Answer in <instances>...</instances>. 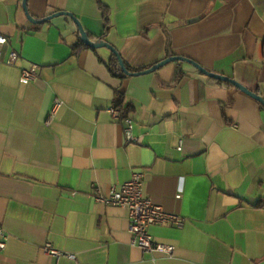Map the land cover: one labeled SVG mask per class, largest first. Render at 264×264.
<instances>
[{"label": "crops", "instance_id": "0c3cea01", "mask_svg": "<svg viewBox=\"0 0 264 264\" xmlns=\"http://www.w3.org/2000/svg\"><path fill=\"white\" fill-rule=\"evenodd\" d=\"M25 10L0 0V264H264V107L186 62L113 76L108 49L76 48L70 18L41 22L72 14L132 73L182 57L264 99V0H26ZM117 94L133 143L109 111ZM136 171L144 195L184 219L149 228L174 247L154 263L132 245L127 210L93 199ZM47 243L76 260L48 256Z\"/></svg>", "mask_w": 264, "mask_h": 264}, {"label": "built area", "instance_id": "2783aa9c", "mask_svg": "<svg viewBox=\"0 0 264 264\" xmlns=\"http://www.w3.org/2000/svg\"><path fill=\"white\" fill-rule=\"evenodd\" d=\"M7 43V39L0 34V59L1 49ZM18 55L14 51H9L3 63L7 66H14L17 63ZM38 67L33 65L28 68H23L20 73L19 81L21 84H29L35 80V75ZM61 106V102L56 101L49 120L53 118L55 108ZM115 119L122 120L123 134L126 143L136 141L134 136V124L122 118L120 112L115 108L109 109ZM143 174L142 172H133L130 179L121 184L119 187H113L108 195L95 192L93 199L96 203L111 207H119L127 210L128 215V232L131 235V243L142 251L144 254L151 255V261L154 263L155 254L171 257L174 247L155 242L149 233V228L152 226H174L180 228L184 224V219L177 214L165 212L159 205L150 201L143 191ZM177 198H180L177 195ZM8 234L0 227V253L5 251L8 241ZM42 250L48 256L54 259L67 258L75 261L76 257L70 253H64L54 249L50 244H45Z\"/></svg>", "mask_w": 264, "mask_h": 264}, {"label": "water", "instance_id": "95a60500", "mask_svg": "<svg viewBox=\"0 0 264 264\" xmlns=\"http://www.w3.org/2000/svg\"><path fill=\"white\" fill-rule=\"evenodd\" d=\"M25 4H26V0H22V5L24 7V10H25ZM26 11V10H25ZM58 16H66L68 18H70L73 23L75 24V26L77 27L78 29V32H79V36H80V40L81 42L88 46L89 48L91 49H101V48H106L108 49L114 56L115 58L117 59V62H118V65L122 71V73L124 75H142V74H149L151 72H154L155 70H157L158 68L168 64V63H171V62H175V61H179V62H186L190 65H192L195 69H197L200 73H202L203 75L209 77V78H212V79H215L217 81H221V82H227L229 83L230 85L234 86L236 89H238L240 92L244 93L245 95L249 96L250 98L256 100L258 103H260V105L262 107H264V99H262L259 95L253 93L252 91L246 89L244 86L240 85L238 82L234 81L233 79H230V78H227V77H224V76H221V75H216V74H213V73H210L208 71H206L205 69H203L200 65H198L197 63L193 62V61H190L188 59H185V58H182V57H168L166 59H164L163 61L155 64L154 66L150 67L149 69L147 70H144V71H141L139 73H131L129 72L125 65H124V62L123 60L121 59L120 55L118 54V52L112 47L110 46L108 43L104 42V41H91L89 38H88V35L87 33L84 31V29L82 28L80 22L70 13H66V12H59V13H55L47 18H44L41 22L43 21H47V20H50L51 18H54V17H58Z\"/></svg>", "mask_w": 264, "mask_h": 264}, {"label": "trees", "instance_id": "16d2710c", "mask_svg": "<svg viewBox=\"0 0 264 264\" xmlns=\"http://www.w3.org/2000/svg\"><path fill=\"white\" fill-rule=\"evenodd\" d=\"M104 17H105V14H104ZM104 22L106 23L107 22V18H104ZM88 35V34H87ZM88 38L93 41V39H91V37L88 35ZM78 50L82 49V48H89L88 46L84 45L81 41H79V44L77 45L76 47ZM95 51V50H94ZM125 65V63H124ZM106 67L108 68L109 72L113 75V76H117V77H124L119 65H118V62H117V59L115 58V56L111 53V57H110V60L106 63ZM126 69L129 71V72H133L128 66H126ZM221 82V81H220ZM226 84H229L227 82H224ZM122 95H116L115 97V108L120 112L121 116L123 117V114L126 113V110L122 107Z\"/></svg>", "mask_w": 264, "mask_h": 264}]
</instances>
